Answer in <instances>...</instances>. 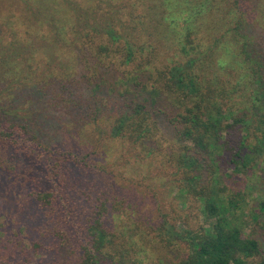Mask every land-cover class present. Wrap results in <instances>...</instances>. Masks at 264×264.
Listing matches in <instances>:
<instances>
[{
  "label": "trees",
  "instance_id": "1",
  "mask_svg": "<svg viewBox=\"0 0 264 264\" xmlns=\"http://www.w3.org/2000/svg\"><path fill=\"white\" fill-rule=\"evenodd\" d=\"M16 2L23 7L12 20L0 10V182L29 189L48 217L65 222L56 227L63 237L81 228V264H146L151 240L138 217L115 225L120 202L114 211L101 202L89 217L76 208L70 222L68 204L77 202L65 199L63 164L79 163L78 155L51 148L49 119L6 97L14 90L57 96L85 121L104 123L106 139L140 146L142 160L161 154L162 166L174 169L176 194L201 203L207 225L189 235L191 251L172 264H264L255 235L264 226V195L251 206L245 191L257 192L251 172L264 151V57L254 56L249 29L259 7L251 0ZM84 68L85 81L75 82ZM162 99L177 110L184 142L177 147L159 139ZM240 174L246 180L236 190L227 180ZM3 200L1 211L11 209ZM249 215L255 225L247 233ZM168 231L170 241L177 231Z\"/></svg>",
  "mask_w": 264,
  "mask_h": 264
},
{
  "label": "rangeland",
  "instance_id": "2",
  "mask_svg": "<svg viewBox=\"0 0 264 264\" xmlns=\"http://www.w3.org/2000/svg\"><path fill=\"white\" fill-rule=\"evenodd\" d=\"M251 1L259 7L256 21L249 22L255 41L251 50L254 56L264 57V0ZM20 6L23 7L16 0H7L5 3L0 1V10H3L5 16L9 15L11 20L13 15L21 11ZM105 69L104 76H110L111 71L107 67ZM117 69L121 70L119 67ZM87 72L86 68L77 72L75 82H84L86 77L83 74ZM109 79L113 81L110 77ZM118 89L124 88L119 84ZM15 91L6 96L12 106L24 108L30 105L35 114L49 119L51 128H46L45 133L51 148L65 151L72 157L78 155L76 159L79 163H70L68 166L63 164L68 175L66 187L69 189V197L65 199L77 202L68 204L72 210L71 223L74 222L73 213L76 208L85 211L89 217L101 202L107 201L111 208L115 202H120L119 217L115 225L134 221L130 220L131 216L138 217L139 226L151 240L147 252L143 254L146 264H172L191 251L189 235L202 231L207 225L201 203L176 194L177 188L172 177L174 169L162 166L161 154L155 159L142 160L140 146L132 147L125 141L106 139L104 128H100L104 123L93 119L85 121L83 116L69 110V105L60 101L62 98H41L43 95L37 94L35 99L28 91ZM4 93L9 94L8 91ZM102 93L101 89L98 95L102 96ZM115 94L118 93H113ZM2 97L4 98L3 95ZM39 98L42 100L40 104ZM4 100L5 98L1 102ZM160 104L163 109L160 121L158 120L160 142L163 148L170 145L177 147L184 143L177 135L178 126L173 122L177 110L165 99ZM11 117H15L14 114ZM258 160L260 167L257 166L251 172V177L256 182L253 189L257 192L245 190L250 197L248 201L251 206L257 204L259 194L264 195V151L258 156ZM245 177L242 174L235 175L228 178L227 182L238 190L244 187ZM248 180L253 181L251 178ZM0 199L2 202L3 199H9L7 205L11 207L9 210L0 209V264H57L59 261H64V264H81L83 250L80 243L85 241L81 228L67 229V235L63 237L56 227L63 229L65 222L58 224L57 217H48L46 210L31 196L29 189L11 184L9 179L2 178L0 182ZM111 222L112 220H108L107 224L112 227ZM246 222L248 226L245 231L248 233L255 225V220L249 215ZM261 228L260 234L255 235L261 241L264 251V226ZM168 229L177 231L173 232L174 236L170 241L167 240L170 234ZM100 263L116 264L104 260Z\"/></svg>",
  "mask_w": 264,
  "mask_h": 264
}]
</instances>
